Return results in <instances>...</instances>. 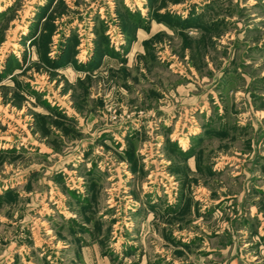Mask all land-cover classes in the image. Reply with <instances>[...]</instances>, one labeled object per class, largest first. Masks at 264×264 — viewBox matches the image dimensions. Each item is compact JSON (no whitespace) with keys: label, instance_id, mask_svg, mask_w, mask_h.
Returning a JSON list of instances; mask_svg holds the SVG:
<instances>
[{"label":"rangeland","instance_id":"obj_1","mask_svg":"<svg viewBox=\"0 0 264 264\" xmlns=\"http://www.w3.org/2000/svg\"><path fill=\"white\" fill-rule=\"evenodd\" d=\"M0 264H264V0H0Z\"/></svg>","mask_w":264,"mask_h":264}]
</instances>
